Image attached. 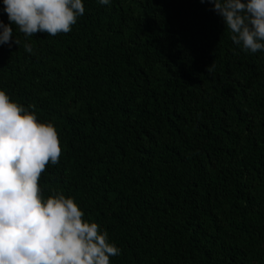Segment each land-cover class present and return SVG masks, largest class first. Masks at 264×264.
Returning a JSON list of instances; mask_svg holds the SVG:
<instances>
[{
	"label": "trees",
	"instance_id": "obj_1",
	"mask_svg": "<svg viewBox=\"0 0 264 264\" xmlns=\"http://www.w3.org/2000/svg\"><path fill=\"white\" fill-rule=\"evenodd\" d=\"M0 264H264V0H0Z\"/></svg>",
	"mask_w": 264,
	"mask_h": 264
}]
</instances>
